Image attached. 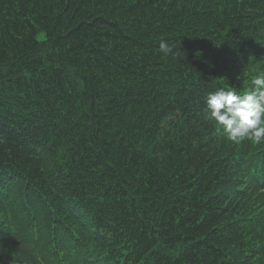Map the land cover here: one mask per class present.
<instances>
[{
    "label": "trees",
    "instance_id": "trees-1",
    "mask_svg": "<svg viewBox=\"0 0 264 264\" xmlns=\"http://www.w3.org/2000/svg\"><path fill=\"white\" fill-rule=\"evenodd\" d=\"M262 72L264 0H0V263L11 218L28 264H264V142L205 104Z\"/></svg>",
    "mask_w": 264,
    "mask_h": 264
},
{
    "label": "clouds",
    "instance_id": "clouds-1",
    "mask_svg": "<svg viewBox=\"0 0 264 264\" xmlns=\"http://www.w3.org/2000/svg\"><path fill=\"white\" fill-rule=\"evenodd\" d=\"M171 50L166 42L160 43L162 53L168 54ZM251 85L252 90L242 95L219 89L205 99L210 117L233 143L244 139L256 144L264 142V72L255 75Z\"/></svg>",
    "mask_w": 264,
    "mask_h": 264
}]
</instances>
